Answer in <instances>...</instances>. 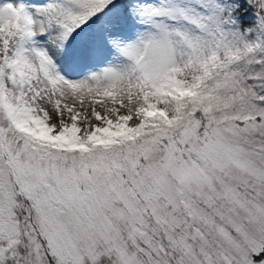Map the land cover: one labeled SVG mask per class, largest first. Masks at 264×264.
Segmentation results:
<instances>
[{
  "label": "snow or ice",
  "instance_id": "6c2138e0",
  "mask_svg": "<svg viewBox=\"0 0 264 264\" xmlns=\"http://www.w3.org/2000/svg\"><path fill=\"white\" fill-rule=\"evenodd\" d=\"M0 264H264V0H0Z\"/></svg>",
  "mask_w": 264,
  "mask_h": 264
}]
</instances>
